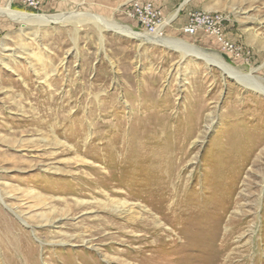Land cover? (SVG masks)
I'll list each match as a JSON object with an SVG mask.
<instances>
[{"label": "rangeland", "instance_id": "1", "mask_svg": "<svg viewBox=\"0 0 264 264\" xmlns=\"http://www.w3.org/2000/svg\"><path fill=\"white\" fill-rule=\"evenodd\" d=\"M132 1L0 0V264H264V0H147L186 57Z\"/></svg>", "mask_w": 264, "mask_h": 264}, {"label": "built area", "instance_id": "2", "mask_svg": "<svg viewBox=\"0 0 264 264\" xmlns=\"http://www.w3.org/2000/svg\"><path fill=\"white\" fill-rule=\"evenodd\" d=\"M25 3L29 7L36 8L40 5V0H25ZM128 12L142 25L146 32L155 34L163 25L162 11L150 1L133 0ZM227 22L228 18L224 13L192 9L188 12L182 30L190 36L201 32L211 35L227 56L249 60L250 51L228 36Z\"/></svg>", "mask_w": 264, "mask_h": 264}, {"label": "bare ground", "instance_id": "3", "mask_svg": "<svg viewBox=\"0 0 264 264\" xmlns=\"http://www.w3.org/2000/svg\"><path fill=\"white\" fill-rule=\"evenodd\" d=\"M187 2H188V0H186L183 5H185ZM0 15H10L12 18H15L17 20L25 19V20H31V21H39L41 23L44 22L45 24L50 23V21H52V20H48V18H46V20H45L43 16L31 15V14H28V13H25V12H22V11L14 10L11 7V4L10 3L6 7L0 8ZM175 16H176V14H175ZM57 19L59 21L61 20L60 18H57ZM170 21L171 20H168L165 24H168ZM164 26L165 25L163 24L162 27L159 29V31L157 33L153 34V36L149 32H137V31H133L130 28H126L125 31L128 34H131L132 36L141 38L144 42H146L148 40H151L152 42L153 41H156L157 43H161V44H164L166 46H173L174 48L180 49V50L183 51L182 52L183 53V57H186V55H189L191 53H195L196 55H201V53H196V52H194L192 50H188V48H190V46L188 45V43H185V42H183L181 40L174 41V42H176L175 45H171V43H168L166 41V39L164 37H162V34H161V31L164 28ZM106 27L107 28H111L112 27V29H115V30L116 29L117 30L118 29H121V26H119V25H109L108 24V26H106ZM189 52H191V53H189ZM221 58H220V60L214 59V58H206V59H207V62L208 63H213V64L220 65L224 70H227V72L230 75H235L236 78L241 81L240 76H242V75H240L239 73H237L236 71H234L232 68H230L223 60H221ZM260 90H262V89H260ZM1 200L4 201L3 198H1Z\"/></svg>", "mask_w": 264, "mask_h": 264}]
</instances>
